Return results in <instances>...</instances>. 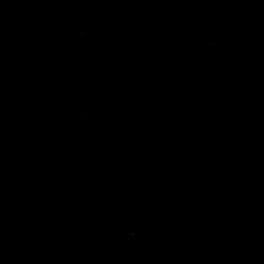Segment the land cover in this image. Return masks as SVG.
<instances>
[{"label": "water", "instance_id": "95a60500", "mask_svg": "<svg viewBox=\"0 0 264 264\" xmlns=\"http://www.w3.org/2000/svg\"><path fill=\"white\" fill-rule=\"evenodd\" d=\"M0 264H264V0H0Z\"/></svg>", "mask_w": 264, "mask_h": 264}]
</instances>
